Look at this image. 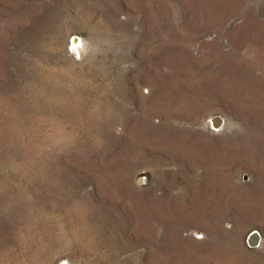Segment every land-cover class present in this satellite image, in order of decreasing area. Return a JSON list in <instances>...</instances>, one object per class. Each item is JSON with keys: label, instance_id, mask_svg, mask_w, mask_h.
Masks as SVG:
<instances>
[{"label": "rangeland", "instance_id": "obj_1", "mask_svg": "<svg viewBox=\"0 0 264 264\" xmlns=\"http://www.w3.org/2000/svg\"><path fill=\"white\" fill-rule=\"evenodd\" d=\"M0 264H264V0H0Z\"/></svg>", "mask_w": 264, "mask_h": 264}, {"label": "water", "instance_id": "obj_2", "mask_svg": "<svg viewBox=\"0 0 264 264\" xmlns=\"http://www.w3.org/2000/svg\"><path fill=\"white\" fill-rule=\"evenodd\" d=\"M214 124L216 126H218L220 124V118L218 116L214 117ZM247 242L250 245H257L260 242L259 233L256 230L251 231L250 234L247 237Z\"/></svg>", "mask_w": 264, "mask_h": 264}, {"label": "bare ground", "instance_id": "obj_3", "mask_svg": "<svg viewBox=\"0 0 264 264\" xmlns=\"http://www.w3.org/2000/svg\"><path fill=\"white\" fill-rule=\"evenodd\" d=\"M73 42H74V43H77V42H78V39L76 38Z\"/></svg>", "mask_w": 264, "mask_h": 264}]
</instances>
